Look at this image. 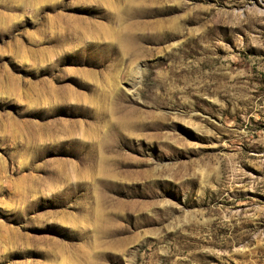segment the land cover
<instances>
[{
  "label": "rangeland",
  "instance_id": "374dc122",
  "mask_svg": "<svg viewBox=\"0 0 264 264\" xmlns=\"http://www.w3.org/2000/svg\"><path fill=\"white\" fill-rule=\"evenodd\" d=\"M0 264H264V0H0Z\"/></svg>",
  "mask_w": 264,
  "mask_h": 264
},
{
  "label": "bare ground",
  "instance_id": "6f19581e",
  "mask_svg": "<svg viewBox=\"0 0 264 264\" xmlns=\"http://www.w3.org/2000/svg\"><path fill=\"white\" fill-rule=\"evenodd\" d=\"M106 30L103 26L97 25V26H94V28H92V29H86L82 32H79V34H78V37H80L82 39L93 40V43H94L93 45L95 46L98 53L103 57L102 58L103 61L101 62V65H104L107 60L108 61L111 60L112 57L114 59V55H115V53H117V50L114 49V45L112 43L113 42L111 39L112 36H110V35L108 36L107 35L108 31H106ZM102 33H104V34H102ZM99 34H102L103 36L99 37L98 36ZM103 37H104V39L102 41H104V42L107 41L108 45H109L108 47L107 46L105 48L101 47L104 43L103 42L100 43L99 40ZM128 43H130V45L128 47L130 49L128 51L129 54L132 56H138L137 47L135 48V46H134V44H136V43H134L133 41L128 42ZM109 47H111V48H109ZM112 70L117 71L118 70L117 65L113 66ZM143 72H144L143 67L140 64H136L134 67L131 68V70L129 72L130 78L126 81V85H125V89L127 92L131 93V92L137 91L139 89V85H140L141 80L143 78Z\"/></svg>",
  "mask_w": 264,
  "mask_h": 264
}]
</instances>
